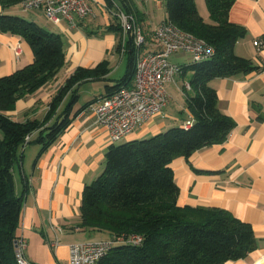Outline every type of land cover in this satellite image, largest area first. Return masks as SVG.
Returning a JSON list of instances; mask_svg holds the SVG:
<instances>
[{"label":"crops","instance_id":"1","mask_svg":"<svg viewBox=\"0 0 264 264\" xmlns=\"http://www.w3.org/2000/svg\"><path fill=\"white\" fill-rule=\"evenodd\" d=\"M145 1L141 8L130 0L131 12L145 35L143 52L160 49L151 32L166 19L165 0H154V9L150 5L153 0ZM194 1L198 13L207 20L205 6ZM90 5L92 14L83 19L74 17V24L67 20L46 24L38 19L37 14L44 16L41 10L29 16L60 34L65 64L45 86L19 99L7 112L16 121L41 120L52 98L76 69L93 72L73 84L63 98L57 115L70 118L65 129L43 151L37 143L26 144L12 169L14 193L22 199L16 235L25 240L24 256L31 264H67L69 245L91 234L79 226L81 193L83 186L102 171L105 151L112 144L106 129L97 123L94 108L107 93L106 86L115 85L126 75L129 51L121 50V31L111 27L113 16L104 1L92 0ZM16 6L20 7L2 11L13 14ZM228 18L245 31L235 44V52L262 64V68L210 81L219 110L230 116L235 126L224 142L205 146L188 159L177 157L170 166L178 188V205L216 206L251 225L254 248L246 257L222 264H264V0H234ZM186 55L179 52L170 60L182 65ZM31 61L32 52L24 40L0 32V77ZM187 71L176 76L174 83H167L166 89L178 88V79L184 80ZM72 91L75 99L68 104ZM183 94L179 112L174 113L168 104L160 114L137 124L121 141L147 138L188 124L187 93ZM53 242L55 247H51Z\"/></svg>","mask_w":264,"mask_h":264},{"label":"trees","instance_id":"2","mask_svg":"<svg viewBox=\"0 0 264 264\" xmlns=\"http://www.w3.org/2000/svg\"><path fill=\"white\" fill-rule=\"evenodd\" d=\"M103 1L107 10H114L115 3L132 13L130 0ZM21 2L0 0V32L19 36L32 52L30 63L0 77V264H17L14 251L22 199L14 193L12 169L25 138L31 136L27 144H39L40 151L53 143L70 121L65 114L57 115L67 90L93 73L76 69L52 98L41 120L10 118L7 112L14 109L19 99L45 86L65 64L60 34L2 11ZM204 2L207 20L198 13L194 0H165V22L214 48L213 54L180 65L181 72H192L188 83L193 94L186 96L191 118L188 124L147 138L112 143L105 151L102 171L83 186L79 226L89 233H104L107 237L101 240L111 242L98 264H222L244 258L254 248L253 229L248 222L216 206L177 203L178 188L170 166L173 159H188L205 146L224 142L235 126L233 119L219 110L210 81L243 76L262 68V64L235 52V44L245 31L228 18L234 0ZM111 27L120 30L114 17ZM126 49V75L115 85H107L102 97L130 84L135 48L129 43ZM74 99L72 91L67 103ZM132 235L140 236L141 241L130 242Z\"/></svg>","mask_w":264,"mask_h":264},{"label":"built area","instance_id":"3","mask_svg":"<svg viewBox=\"0 0 264 264\" xmlns=\"http://www.w3.org/2000/svg\"><path fill=\"white\" fill-rule=\"evenodd\" d=\"M92 0H22L23 10H41L44 17L53 24L62 20L73 23L74 17L83 19L92 14ZM114 10H109L117 20L122 51L129 43L135 48L134 70L132 81L121 86L114 93L99 99L94 108L97 123L108 132L111 143L120 142L137 124L160 114L170 103V95L166 84L174 83L181 73V66L170 60L176 53L189 54L193 62L214 53V48L205 40L192 33L183 31L177 26L162 22L151 32V39L160 46L153 51H142L145 35L132 13L114 3ZM185 90L190 89L188 82L183 84ZM31 136H26L23 147ZM132 243H139L141 237L132 235ZM111 242L99 240L96 243L75 242L69 245L67 264H98L100 257L110 248ZM56 242L51 243L55 247ZM26 242L22 237L15 241V260L17 264H31L24 256Z\"/></svg>","mask_w":264,"mask_h":264},{"label":"rangeland","instance_id":"4","mask_svg":"<svg viewBox=\"0 0 264 264\" xmlns=\"http://www.w3.org/2000/svg\"><path fill=\"white\" fill-rule=\"evenodd\" d=\"M136 5H138L139 7L143 8L146 5V1L145 0H134ZM198 5L201 6V4L203 6H205V8L207 9L204 0H197ZM151 4V8H155L154 6V0L152 2H150ZM13 14H15L16 16L22 17L26 20H30L29 16L32 14H36L37 10H23L22 8H20L19 6H16L13 8L12 10ZM31 13V14H30ZM38 19H40L43 22H46V24L48 23V20L41 15L37 14ZM39 20V21H40ZM65 44H66V40H65ZM189 56L186 55L184 58L183 63L187 64L188 62H186L188 60ZM125 68V62L122 64L121 66V73L124 71ZM192 79V72L191 71H187L186 77L184 80H182V78L178 79V88L175 87H169L167 89V92L169 93L171 99H170V103H169V108L170 110H172L174 113L175 112H179V110L181 109V106L179 105V103H181V101L183 102L184 100V94L183 91L187 93V95H192L193 91L192 90H184L183 89V84L185 82H190V80ZM99 89V88H98ZM82 100V99H81ZM81 102V101H80ZM118 143V142H117ZM107 236L104 233H91L90 235L87 236H80L79 237V241L80 242H86V243H96L97 241L101 240V239H105Z\"/></svg>","mask_w":264,"mask_h":264}]
</instances>
